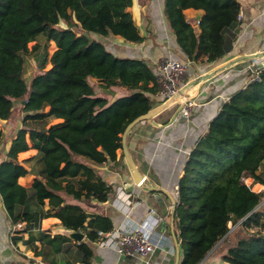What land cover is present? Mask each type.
Here are the masks:
<instances>
[{"label": "trees", "instance_id": "trees-1", "mask_svg": "<svg viewBox=\"0 0 264 264\" xmlns=\"http://www.w3.org/2000/svg\"><path fill=\"white\" fill-rule=\"evenodd\" d=\"M131 3L0 0V118L10 117L16 100L25 112L0 160V196L12 224L11 243L25 241L48 264H66L63 254L76 262L72 251L89 263L92 249L66 233H34L42 218L55 216L62 226L84 232L92 241L99 238L97 230L112 228L108 217L66 201L63 193L108 198L110 184L85 159L94 164L115 161L125 126L152 106L150 94L159 89L144 58L114 54L87 33L141 41L128 9ZM188 7L201 10L196 27L185 15ZM163 10L189 60L206 64L231 50L240 26L238 0H163ZM40 34L55 48L47 55L45 44L39 70L27 81L25 54L36 47L28 43ZM89 76L105 87L127 91L109 100L95 93ZM55 118L60 120L51 122ZM2 137L0 127V142ZM30 147L37 149L39 168L26 187L18 179L29 170L17 155ZM244 176L264 185V65L221 103L185 160L173 207L182 251L179 264H264V189H253ZM237 220L236 229L227 234L229 221ZM18 222L23 225L17 227ZM222 237L233 242L220 261L199 263Z\"/></svg>", "mask_w": 264, "mask_h": 264}, {"label": "crops", "instance_id": "crops-1", "mask_svg": "<svg viewBox=\"0 0 264 264\" xmlns=\"http://www.w3.org/2000/svg\"><path fill=\"white\" fill-rule=\"evenodd\" d=\"M240 2V26L231 50L222 58L206 64H199L189 60L192 67L185 82L190 81L208 69L228 60L236 59L230 66L216 73L210 79L195 85L186 93L195 99V105L188 110H181L168 123L174 112L172 105L155 115V122L162 125L149 124L140 121L127 133L126 141L132 157L143 173L142 185L132 182L130 173L123 157H120L121 148L117 150L115 161H106L101 164L91 163L102 177L110 184L111 191L105 201L96 199H78L70 194L63 193L65 200L77 203L90 213L108 217L112 227H129L133 224H149L152 217H161L154 225L155 230L169 235L172 240V250L167 247L155 248L147 256L119 254L114 249L100 245L97 240H89L84 233L81 240L89 243L92 255L89 263L79 260V256L72 251L76 258L73 262L67 254H63L66 264H173L178 251L179 260L182 251L179 245L177 230L171 225V212L177 197L178 179L183 172V165L189 151L195 144L198 136L206 129L209 119L213 116L221 103L237 88L243 86L255 74L258 67L264 65V0H238ZM137 24L143 39L139 42L126 41L118 34L102 35L98 40L114 54L144 58L158 73V62L165 56L188 59L176 43L175 35L169 26L163 10V0H132L128 7ZM188 21L196 27V19L201 14L200 9L191 7L184 9ZM254 54L244 58L243 55ZM241 57L240 59H238ZM194 69V70H193ZM196 69V70H195ZM183 82V84L185 83ZM97 83V88L94 84ZM92 86L95 91L103 92L112 100L121 90L119 86L105 87L100 81L94 79ZM123 93V92H122ZM150 94V93H149ZM154 104L163 100L158 92L150 94ZM172 108V109H171ZM9 118L1 119L4 126L2 141L0 142V160L15 134L22 124L23 110ZM167 110V111H166ZM60 120L55 118L51 122ZM9 131V135L8 132ZM37 149L30 147L18 152V160L29 170L19 177V182L30 187L35 177L39 162ZM260 184V183H258ZM262 188L264 185L260 184ZM118 189L130 193V205L123 206V198L113 201L117 197ZM260 190V189H255ZM123 192V193H124ZM122 193V195H123ZM23 223L17 225L21 227ZM12 224L5 210L0 196V264H48L41 255L34 254L31 246L25 241H19L14 246L10 241ZM38 229L49 233H66L69 228L62 226L55 216L42 218ZM28 233L24 234L27 238ZM174 235L177 244L174 241ZM71 241H77L71 238ZM39 248V240L34 242ZM216 243L203 257L201 262H218L223 251L217 249ZM44 246L43 248H45Z\"/></svg>", "mask_w": 264, "mask_h": 264}, {"label": "built area", "instance_id": "built-area-1", "mask_svg": "<svg viewBox=\"0 0 264 264\" xmlns=\"http://www.w3.org/2000/svg\"><path fill=\"white\" fill-rule=\"evenodd\" d=\"M237 18L241 19L239 12ZM196 25L198 18L195 21ZM189 59H181L170 56L161 58L158 62L157 82L159 84L158 95L164 100L173 95H180V87L183 78L189 68ZM184 101L182 110H188L195 104V99L185 95L177 98ZM118 189L117 197L113 201L123 198V206L130 205V193H123ZM123 193V195H122ZM138 203V200L132 201ZM161 217H152L149 224H133L129 227H112L108 230H97L99 236L97 242L100 245L110 247L119 254L147 256L155 248L167 247L172 250V240L169 235L155 230L154 225L159 222ZM21 223L18 222L17 225Z\"/></svg>", "mask_w": 264, "mask_h": 264}, {"label": "water", "instance_id": "water-1", "mask_svg": "<svg viewBox=\"0 0 264 264\" xmlns=\"http://www.w3.org/2000/svg\"><path fill=\"white\" fill-rule=\"evenodd\" d=\"M253 55L254 54L243 55V57L249 58V57H252ZM240 58L241 57H239L238 59H240ZM235 60L236 59H232V60H228V61H225L223 63H220V64L208 69L207 71H205L201 74H198L196 77L192 78L190 81L185 82L180 87V95H185L189 89H191L195 85H198V84L210 79L216 73H218L219 71L223 70L224 68H226V67L230 66L232 63H234ZM180 95H178V94L173 95L167 99L159 101L156 104L153 103L152 106L146 112L139 114L138 116L134 117L131 121H129L127 123V125L125 126L122 134H121V151L123 154V158H124V161L127 165L128 170H129L130 178L132 179V182L138 186L142 185L144 175L140 171L138 166L136 165V163L132 157V154L130 153V151L128 149V145H127V141H126L127 133L134 127V125H136L140 121H146L147 123L154 124V125H162V123L157 124L154 120V117H155V115L162 113V110L167 109V107L169 105H172L173 108L175 107L174 112H173L172 116L170 117V119L165 121L163 124L170 122L176 116V114L182 110L184 101H179L177 99ZM21 102L24 103L25 99H22ZM167 110H169V109H167ZM174 203H173V207H174ZM170 217H171V225H173V218H174L173 208H172V212H171ZM67 235L70 238L79 241L83 237L84 233L77 230V229H69L67 231ZM174 241L177 244V239H176L175 235H174ZM201 261L199 263H201ZM173 264H179L178 251L176 253L175 260H174Z\"/></svg>", "mask_w": 264, "mask_h": 264}, {"label": "rangeland", "instance_id": "rangeland-1", "mask_svg": "<svg viewBox=\"0 0 264 264\" xmlns=\"http://www.w3.org/2000/svg\"><path fill=\"white\" fill-rule=\"evenodd\" d=\"M60 25H65L64 22H60ZM79 30V29H77ZM88 35L92 38H96V39H99V38H102V35L97 33V32H93V31H87ZM36 43V47L35 48H32V50H30L28 53L25 54V61H24V76L26 78L27 81H29L30 77L36 73L38 70H39V66H38V61L39 59L42 57L43 53H44V47H45V44L47 43V55H49L53 49L55 48V44L53 41H46L45 39V36L43 34H40L37 38V40H32L28 43V46L31 48L33 46V44ZM201 64V63H199ZM46 67L49 66V63L47 62L45 64ZM193 67V66H192ZM192 67L189 66L188 68V71L185 73L184 75V78H183V82H185V80L188 78L189 76V73L190 71H192ZM194 70V69H193ZM196 70V69H195ZM88 81L92 84L94 79L91 78V76L88 77ZM94 87L98 89L97 87V83L94 84ZM123 89V88H121ZM124 92V90H121L120 93ZM96 94H103L104 91L101 93L99 91H95ZM195 105V104H194ZM193 105V106H194ZM192 106V107H193ZM13 111L15 112L11 117H14V115L16 113L19 112V110L21 109V104L19 101H15V104L13 106ZM4 126L3 122L0 120V127L2 128ZM8 135L10 134L9 131L7 132ZM263 166H261L262 168ZM260 168V169H261ZM243 180L247 183V184H250L251 187L253 189H264V187L262 188H259L261 187L260 184H258V182H252V177L251 176H244L243 177ZM263 200H264V196H263ZM239 223V220H237L236 222H232V221H229V226H230V229L229 231L227 232V234L232 231L233 229H236L237 227V224ZM226 234V235H227ZM224 237H222L220 240H218L217 243L218 246H217V249L221 250V251H224L225 248L231 244L233 242V239H229V240H225V241H222Z\"/></svg>", "mask_w": 264, "mask_h": 264}]
</instances>
